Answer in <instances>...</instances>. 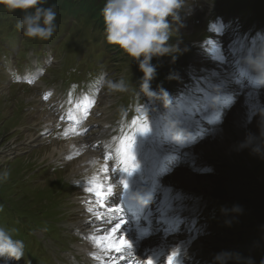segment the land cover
Listing matches in <instances>:
<instances>
[{
	"label": "rangeland",
	"instance_id": "374dc122",
	"mask_svg": "<svg viewBox=\"0 0 264 264\" xmlns=\"http://www.w3.org/2000/svg\"><path fill=\"white\" fill-rule=\"evenodd\" d=\"M95 1L105 2V0H49L50 4L54 3L57 6L58 16L56 23L58 24L59 22L60 26L57 27L53 38L46 42L29 40L22 36L15 27L17 20L21 16L19 11L8 13L0 10V173L7 171L9 174L6 180L0 182V227L7 224L6 227L8 229H15L14 234L28 236V245L32 256L38 259L39 264L92 263L88 262L84 257V255L87 257V255L81 244L75 243L76 238L73 235L75 234V227L65 222L61 223V228L56 226L60 218L65 220L61 213L56 211V207L59 202V207H61L63 202L66 201V194L70 192L69 182L72 177L77 175H71L74 165L70 166V164L63 169H59V167L51 169L52 166L49 170L43 169V166L49 164L51 160L45 156L49 152V147H43L40 144L43 141H49L48 143L50 144V140L53 137L48 140L44 139L45 137H40L34 133L37 127L34 125V127L28 128L29 124L27 125L26 123L30 116L27 107L32 106L31 98H35L36 93L41 94L44 86L38 85L36 88L27 90L23 85H20V83H24L21 77H25L27 81L35 72L33 70L34 67L25 70L22 57L28 51L33 53V57H36L38 52H42L47 46L53 47L58 52L55 53L57 56L53 55L57 58L52 56L53 60L56 59V63L52 62L53 68L52 66H47L48 74L42 78L44 81L52 83V86L56 89V94L49 101L50 103L54 102V105L59 100L60 95L58 94L59 96H57V93H60V90H65L68 97L71 98L80 92H87L89 83H93L96 88L98 79L96 74L98 73H103L104 77L109 80L117 81L123 78L129 83V90L125 93H120L110 90L106 86V82H104L97 91H92L88 99L89 103H94L92 108L94 112L93 121H97V124L89 128L85 138H87L88 142H92L99 135V131L103 132L102 135L105 138L109 124L117 121L124 122L125 120L124 109L134 99L130 94L131 90L134 91L133 88L135 86L133 85L136 79L132 69L133 66H138V63L124 55L122 51L120 53L124 55L123 58L117 60L118 63H114L116 62L114 60L115 54L112 53L111 45L107 48L103 30L99 25L89 20L87 16L91 3ZM242 1L246 2L242 4V8L249 9L247 17H243L241 14L238 6L239 0H198L197 5L192 8L195 13L191 17L183 19L180 15L181 20H186L187 23L185 24L191 30L186 29V32H184L182 30L183 27H181L177 35L176 33L173 34V38H176L177 51L164 57L153 58L152 63L156 65V71L160 74H169L168 71H170L172 74L177 73L179 75L178 69H182L185 64L186 66L198 64L196 61L189 64L192 59L201 57L198 51L188 50L186 42L192 37H199L203 34L205 27H207L204 21L213 2H215L212 5L213 7L215 6V15H222V12L231 10L240 12L237 13L240 16L239 20L232 22L231 25L229 23V27H223L224 32L219 36L221 49L231 36V31L239 32L233 35L234 41L242 39V32L248 34L260 32V26L264 22V0ZM216 3L222 5H216ZM79 9L83 11V16L77 17L76 20L65 19L61 26L64 13H70L75 16L82 13ZM91 14L103 22L102 18L97 17L99 13L96 16L94 13ZM246 19L256 23L257 26L246 22ZM218 25L221 26L222 24L217 23L212 27H218ZM261 40L264 42V36H261ZM85 45H92L88 53L85 52ZM259 46L257 42L252 44V42L248 41V38L246 43L242 40L237 46L233 45L229 52L230 64L234 66L238 61L237 58L244 60L245 54L248 55ZM97 47L102 50L105 49L106 54L102 55L96 51ZM91 53H95L96 57H93ZM47 54L51 55L49 52ZM27 56L29 57V55ZM13 57L16 58L17 65L14 64ZM29 62L36 63L33 58ZM203 67L204 71L215 72V69ZM38 69H41V65H38ZM11 71H15L18 74L17 80H12L9 77L8 74ZM215 74L220 75V80L224 77L225 79L228 78L225 72L216 71ZM13 95H15L14 98ZM241 102L239 100L236 103V107H238H235L233 113H238L239 111L240 115L238 117H242L241 120H250L252 125L245 129L249 128L252 134L257 135L261 121L260 118L258 120L256 118L257 116L259 117L260 112L264 111L259 104H255L253 109H249L243 102V104H240ZM251 105H253V102ZM122 107L124 109H121ZM45 109L49 111V108ZM20 111H22V114H20ZM255 125L259 128L256 129ZM150 132L152 133L153 129H150ZM23 133L34 137L32 138L34 141H30L27 146H23L22 144L27 139ZM17 145L16 150L12 149ZM147 146L148 144L143 143V141L137 143L134 140L124 139L110 150L111 159L117 164L127 167L126 163L123 164L121 162V159L125 156L121 153V149L125 147L127 149L135 148L137 154L134 157L138 159L142 157L140 155H144L147 152ZM25 147L31 148V152L29 150L25 153ZM234 148L225 158L227 160V157L232 154L229 168L243 175L245 182L231 186L219 184L214 189H217L215 194L220 190L231 189L237 195L236 205L241 206L244 210L241 211V214H239V211L235 213V215H238L235 222L232 223L234 230L229 235L224 236V238L217 239L218 241L210 244L213 249L212 255L208 257L210 261L214 263L213 258L218 253L225 254V256L219 258L218 264H237L239 250L247 238H253V241L258 244L251 251L253 252L250 256L251 260L256 262L262 258L264 259V158L252 154L247 147L234 145ZM11 151L16 152H14V155L8 156ZM76 156L70 160H73ZM127 156H130V154L128 153ZM64 164L65 162L60 166L62 167ZM86 178L87 176L81 182L87 183L85 181ZM63 191L65 194H63ZM87 195L88 193L85 194V196ZM200 198L202 202L204 201L203 205L206 208L209 205V201L206 200L204 194ZM245 198L249 199L248 206L241 200ZM76 211V208L72 210V212ZM243 212H246L247 222L243 221ZM72 218L74 219L75 216L72 215ZM199 248L200 244L198 248L195 247V253L199 252ZM215 248L218 250H215ZM13 264L37 263L34 260H30V258L27 259L24 255L20 261L13 262ZM244 264H251V262H245Z\"/></svg>",
	"mask_w": 264,
	"mask_h": 264
},
{
	"label": "clouds",
	"instance_id": "9594fccd",
	"mask_svg": "<svg viewBox=\"0 0 264 264\" xmlns=\"http://www.w3.org/2000/svg\"><path fill=\"white\" fill-rule=\"evenodd\" d=\"M187 0H105L101 9L104 39L107 44L115 46L132 61L138 63L142 73L139 80V92L149 100L162 101L167 106L170 101L168 93L160 88H151V81L156 76V65L153 58H160L177 51V45L170 40L183 27L180 12ZM0 10L8 13H21L15 27L23 37L29 40L49 41L57 30V6L49 0H0ZM246 70L254 74L256 81L264 86V42L244 57ZM106 86L116 92L125 93L129 83L123 78L106 81ZM138 95V94H137ZM216 99L209 100L214 107ZM259 134L248 133L241 147L249 148L252 154L264 158V112L259 113ZM179 122L169 120L166 124L171 139L182 143L185 133L178 127ZM8 172L0 173V182L8 178ZM139 200L138 195H133ZM234 211H242L241 206L234 205ZM15 229L0 227V264H13L25 255V244L22 239L15 238ZM225 256L218 253L214 264Z\"/></svg>",
	"mask_w": 264,
	"mask_h": 264
},
{
	"label": "bare ground",
	"instance_id": "6f19581e",
	"mask_svg": "<svg viewBox=\"0 0 264 264\" xmlns=\"http://www.w3.org/2000/svg\"><path fill=\"white\" fill-rule=\"evenodd\" d=\"M185 23L187 22L183 20V26H184L183 29L191 30L189 29V27H187ZM211 69H215V72L216 71L225 72V73L227 72L226 69L220 65H213ZM221 82L222 84H220V87L221 89L225 91H229V89L233 87L232 83L227 81L225 77L221 79ZM234 91L235 92L240 91L241 93H243L244 95L243 101L246 103L248 101L250 102L258 101L260 102L259 104H261L260 98L261 97L264 98V91L260 93V97L255 95L252 92H248L247 90L242 91L238 87ZM240 104H243V103L241 102ZM239 114L240 113L238 111V115ZM35 116L37 117V115ZM230 117H231V120L234 122L238 120V116L235 113H233ZM45 120L46 122L51 121V116L47 115ZM40 122L42 126H45L42 121ZM88 124L89 125L94 124V121L92 120V118L88 121ZM50 128H52V126H50ZM23 134L25 138L27 139L26 141L24 140L25 143H23L22 145L26 146L31 141V139L34 137H32L29 134H25V133ZM226 134L227 133H224L223 131L218 132L214 136V139L217 141H221L222 139L226 137V140L223 143V146L218 148L217 153L229 155V153H231V151L234 149L233 146L234 145L241 146V143L245 139L240 135H237V139H235L234 135L230 133H228L227 135ZM101 140H102V135H99L98 137L94 138V141H92V144L98 141L97 144H98V147H100V149L99 151H96L95 149L90 148V141L88 142L85 139L69 134L64 140L60 141L58 139H54L50 145L49 152L45 156L49 158L51 160L50 162L53 163L54 165H61L62 163L65 162L64 156H69V159L67 161L72 163L70 166L74 165V169L72 168L73 170L72 172L71 171L70 172H71V175H74V174L77 175V176H74L77 178V182L82 183L81 180L87 176L85 181L89 184L92 182L93 178L96 177L97 181H96V186H95V189H96L95 192H97L98 189L99 191L106 190V188L112 189V186H110L111 184L110 176L112 175L111 170L102 171V170L96 169L95 167H91V169L89 170V173L79 176L80 173H84L86 164L96 161L99 157H101V152H104L107 150V144L105 142H101ZM205 145H207V143L200 146L199 149ZM17 147L18 145L12 149L16 150ZM71 151H74L75 153L70 155ZM56 155L57 157H55ZM74 156L76 157L73 160H70ZM204 156H207V154L198 152L199 159L203 158ZM54 165L52 166L55 167ZM97 168H100V166H98ZM174 181L178 186L188 189V190H192V191L198 190L199 191L198 193H205V192L211 193V191H213L214 188H216L217 185H219L218 183L210 181L206 178L196 177V175H194V173H192L188 169H183L177 175H175ZM118 187L119 185H114V190L115 189L117 190ZM196 195L198 197V200H197L198 209L199 210L205 209L203 205L204 201L202 202L200 198L201 195L203 194H196ZM77 199H78V207L81 213L86 216V218L84 221L79 222L78 220H76V217H75L74 220L78 221V223H76L74 227L78 233L85 234L84 243L81 244V247L85 250L87 257L92 259V264H126L127 257H125L124 255H114L109 251L108 244L114 240V236H115V233L111 232V228L114 227V224L116 222L113 219L114 214L108 211L107 202L104 204L98 203L96 196H94L91 193H88L87 196L85 195L80 196ZM99 241L102 242V245L100 246H98ZM195 247L196 248L199 247V243L196 241L193 243L192 249L195 250ZM196 259H197V256L194 259L190 258L188 260L189 264H194ZM130 261L133 262V259H130Z\"/></svg>",
	"mask_w": 264,
	"mask_h": 264
},
{
	"label": "snow or ice",
	"instance_id": "6c2138e0",
	"mask_svg": "<svg viewBox=\"0 0 264 264\" xmlns=\"http://www.w3.org/2000/svg\"><path fill=\"white\" fill-rule=\"evenodd\" d=\"M122 163H124V162L122 161ZM125 170H126V169H125ZM97 195L102 196L103 193H98ZM111 210H112V211H119L120 209H118V208H113V209H111ZM123 223H124V221H123L122 219H121L119 222H116V223L114 224V227L111 228V232H112V233H116V232H118V231L121 229V226H122ZM119 243H120L121 246H123V245H128V241L125 240L124 238H120ZM129 246H130V245H129ZM168 260H169V264H172L173 257H172V256H169V257H168ZM148 264H152L151 260L148 261Z\"/></svg>",
	"mask_w": 264,
	"mask_h": 264
},
{
	"label": "trees",
	"instance_id": "16d2710c",
	"mask_svg": "<svg viewBox=\"0 0 264 264\" xmlns=\"http://www.w3.org/2000/svg\"><path fill=\"white\" fill-rule=\"evenodd\" d=\"M104 3L105 2H100V1L92 2L91 5H90L88 13L89 14L94 13L95 16L97 15V13H99L97 17L98 18H102L101 9H102ZM99 8H100V10H99ZM79 10H81V9H79ZM82 13H83V11H82Z\"/></svg>",
	"mask_w": 264,
	"mask_h": 264
}]
</instances>
